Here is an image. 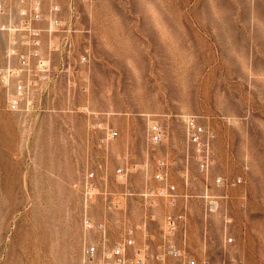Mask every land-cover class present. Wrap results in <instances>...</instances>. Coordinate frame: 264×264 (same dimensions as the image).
I'll use <instances>...</instances> for the list:
<instances>
[{"label": "rangeland", "instance_id": "obj_1", "mask_svg": "<svg viewBox=\"0 0 264 264\" xmlns=\"http://www.w3.org/2000/svg\"><path fill=\"white\" fill-rule=\"evenodd\" d=\"M45 2L77 49L65 63L45 40L49 70L15 110L0 80V264H88L87 243L129 236L127 264H264V0ZM7 47L0 32V67ZM185 117L215 134L210 151L190 143Z\"/></svg>", "mask_w": 264, "mask_h": 264}, {"label": "built area", "instance_id": "obj_2", "mask_svg": "<svg viewBox=\"0 0 264 264\" xmlns=\"http://www.w3.org/2000/svg\"><path fill=\"white\" fill-rule=\"evenodd\" d=\"M62 16V8L58 3H52L46 7L45 0H20L18 5L14 6L13 0H0V32L7 36L9 46L5 50L6 64L0 67V80L5 88L14 87L17 92V95L10 99V104L14 110L25 98V95H29L30 91L38 86V81L31 74L49 70V63L43 51L45 40H60L63 46L62 50L59 45L57 47L50 46L49 54L60 52L64 62L65 58L68 60L75 58L77 48L74 44V33L76 32L72 25L69 26L63 22ZM13 60H17V65L12 64ZM81 61L87 63L89 61L88 55L83 54ZM183 122L190 143L195 145L201 153L210 151V143L214 140L215 134L209 133L196 118L185 117ZM149 135L154 143L159 144L163 141L165 133L160 125L154 123L149 128ZM116 136H118V132L112 131L107 139H103V143H108L110 139ZM198 163L201 171H208L210 164L206 156L201 158ZM124 172V168L118 170L120 174ZM156 178L166 181L164 167L160 168ZM86 179V185L92 187L93 184L90 183L95 179V173H89ZM241 182L242 180L239 179L233 184L238 185ZM217 183L220 185L224 181L222 178H218ZM175 189L174 186L169 185L162 190V193L168 191L173 193ZM171 196L174 195L171 194ZM211 206L214 210L217 209V202H213ZM182 218V215H179L168 219L167 231L169 234L176 233ZM85 227L87 230L98 228L103 242H107L108 228L104 223L96 225L89 218H86ZM134 245L135 239L132 236L125 238L123 243L115 244L108 251L99 243H87L84 257L88 264L95 262L100 264H127L129 259L126 248ZM168 251L172 256L178 257L180 255V251L172 244H168ZM136 262L137 264H144V259L137 256ZM190 264H196V262L192 261Z\"/></svg>", "mask_w": 264, "mask_h": 264}]
</instances>
